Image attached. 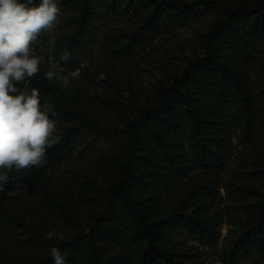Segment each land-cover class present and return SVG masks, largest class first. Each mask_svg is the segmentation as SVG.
I'll return each instance as SVG.
<instances>
[{"label":"rangeland","instance_id":"obj_1","mask_svg":"<svg viewBox=\"0 0 264 264\" xmlns=\"http://www.w3.org/2000/svg\"><path fill=\"white\" fill-rule=\"evenodd\" d=\"M56 2L61 13L51 32L55 38L53 55L59 56L62 45H70L77 67L65 69L70 80L65 88L59 81L45 78L48 65L43 64L29 81L28 90L37 88L41 103L53 105L56 115L50 118L56 121L60 136L75 128L73 149L71 157L61 164L45 163L20 172L0 169L10 177L0 196L8 197L12 215L6 221L7 231L0 233V264H35L46 259L52 247L95 228L106 211L107 189L117 186L126 174L129 121L154 106L163 88L207 56L209 36L221 26L217 39L210 40L217 60L241 77L231 80L234 88L230 95L224 91L210 94L201 85L194 89L193 84L190 89L199 91L194 100H207L202 113L208 115L218 108L233 132L235 149L224 175L225 188L212 208L213 212H223L224 224L215 248L204 247L178 232L170 239L179 254L177 263L220 264L222 250L240 233L246 218L243 211L254 210L264 197V182L255 180L264 176V30L259 16L264 13V0ZM198 3L204 5L193 14L190 7ZM251 35H255L254 50L244 55L250 64L236 62L238 48ZM48 40L49 34H42L32 46L34 54L47 57ZM101 76L103 79H98ZM67 112L72 120L64 118ZM142 132L148 134L149 129L144 127ZM202 134L190 123L177 124L165 131V142L140 152L141 160L149 157L156 164L151 170L169 173L187 155H193L191 144L199 142ZM104 226L124 240H105L96 231L106 258L113 264H135L131 256L138 250L132 244L137 243L133 236L140 235L139 228L129 220L109 221ZM52 230L53 239H45ZM60 234L63 240L56 238ZM188 246L198 248L187 252L194 254L190 260L181 255ZM255 262L252 258L248 264Z\"/></svg>","mask_w":264,"mask_h":264},{"label":"trees","instance_id":"obj_2","mask_svg":"<svg viewBox=\"0 0 264 264\" xmlns=\"http://www.w3.org/2000/svg\"><path fill=\"white\" fill-rule=\"evenodd\" d=\"M39 2L34 0L36 4ZM201 5L204 4L191 6V12L197 13ZM180 8L183 13V7ZM259 16L260 26L264 30V13ZM225 25L238 31L233 25ZM220 28H216L209 36L207 56L193 62L180 78L163 88L154 106H148L129 121L125 177L117 186L107 189L106 211L98 218L95 228L69 242L54 246L66 253V264H113L109 257L106 258L103 243L96 235L98 231L105 240L124 242L114 231L105 228L104 223L109 221L119 223L121 220H129L141 231L137 238L133 236L137 243L133 241L132 246L138 250L131 256L135 264H184L176 262L179 254L170 244L171 235L175 232L194 238L204 247L215 248L218 245L224 214L213 212L212 208L217 203L220 191L225 188L224 175L229 169L228 160L235 149L231 138L233 132H230L218 108L208 115L202 113L203 102L207 100H194L199 91L192 92L190 87L194 84V89H197L196 86L201 85L210 94L224 91L230 95L234 88L231 80L238 81L241 77L231 66L217 60L216 50L210 40L217 39ZM251 36L238 48L236 62L250 64L244 55L254 50L255 35ZM58 50L59 54L63 50L71 53V59L63 64L64 69H75L77 62L70 45H62ZM247 105L250 106V102ZM65 117L72 120L69 112L64 114ZM235 122L233 120V128L237 132L239 128L234 126ZM186 123L203 132L201 140L191 144L193 155H187L169 173H155L151 166L156 164L149 157L142 161L141 154L159 142H165V131L173 130L177 124ZM144 127L149 129L148 134L142 132ZM74 129L64 131L59 142L47 149L46 166L61 164L71 157ZM169 163L161 165L167 168L170 167ZM255 180L258 184L263 183L264 176L256 177ZM0 198L1 233L7 231L6 221L12 215L7 203L8 197L1 195ZM243 212L246 218L241 222L240 233L222 250L220 264H248L252 258H255L256 264H264V197L254 210ZM188 247L181 255L190 260L194 254L187 252L198 248ZM35 264H54V261L50 254Z\"/></svg>","mask_w":264,"mask_h":264},{"label":"clouds","instance_id":"obj_3","mask_svg":"<svg viewBox=\"0 0 264 264\" xmlns=\"http://www.w3.org/2000/svg\"><path fill=\"white\" fill-rule=\"evenodd\" d=\"M61 13L56 0H0V169L8 171L43 167L47 149L59 142L60 135L53 105L41 103L37 88L28 90L32 77L43 64L48 65L45 78L57 80L65 88L70 84L63 64L71 59L67 50L56 58L55 38L51 36ZM49 34L48 55L34 54L33 44ZM98 79H103V76ZM23 83L24 87H17ZM7 172L0 171V191L8 183ZM54 231L45 239L51 240ZM63 240V234L56 237ZM54 264H66V253L59 248L50 249Z\"/></svg>","mask_w":264,"mask_h":264}]
</instances>
